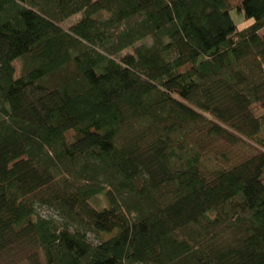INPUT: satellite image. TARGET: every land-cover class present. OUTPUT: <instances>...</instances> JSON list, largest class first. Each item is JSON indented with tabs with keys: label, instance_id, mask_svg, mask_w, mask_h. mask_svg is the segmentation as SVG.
Returning <instances> with one entry per match:
<instances>
[{
	"label": "trees",
	"instance_id": "16d2710c",
	"mask_svg": "<svg viewBox=\"0 0 264 264\" xmlns=\"http://www.w3.org/2000/svg\"><path fill=\"white\" fill-rule=\"evenodd\" d=\"M230 2L0 0V264H264V0Z\"/></svg>",
	"mask_w": 264,
	"mask_h": 264
},
{
	"label": "rangeland",
	"instance_id": "374dc122",
	"mask_svg": "<svg viewBox=\"0 0 264 264\" xmlns=\"http://www.w3.org/2000/svg\"><path fill=\"white\" fill-rule=\"evenodd\" d=\"M231 6L232 8H236L240 5L241 0H231ZM231 17L233 18L235 24L239 27V28H244L247 27L248 25H250L252 23V21H248L245 17L244 13L239 12L237 9H234L231 11ZM81 18V14H78L74 17H72L71 19H69L68 21L65 22L64 27L65 28H70L71 26H73L75 23H77ZM16 66L18 67L19 61H17ZM21 67V66H20ZM253 113H256L257 116L261 115V109L259 108V106H255L253 107ZM73 133L69 134V137H72ZM246 146V145H243ZM240 150V147H232L222 141H217L215 142L212 146H209L208 148V153L211 155H216L218 152L219 153H227L230 152V154H234V152ZM246 153L249 154H254V150L250 149V147L246 146ZM245 153V154H246ZM44 216H52L54 218H58V216L50 209L48 208H42L40 211ZM89 239L91 241H93L95 244L99 243L101 241V237L96 234V233H89ZM24 258H27L26 255H24ZM21 264H28V262L22 260Z\"/></svg>",
	"mask_w": 264,
	"mask_h": 264
}]
</instances>
